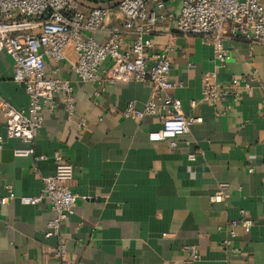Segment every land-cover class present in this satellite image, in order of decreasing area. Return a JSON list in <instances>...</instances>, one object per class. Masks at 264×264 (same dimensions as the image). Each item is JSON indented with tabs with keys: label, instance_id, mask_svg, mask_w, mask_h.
<instances>
[{
	"label": "crops",
	"instance_id": "0c3cea01",
	"mask_svg": "<svg viewBox=\"0 0 264 264\" xmlns=\"http://www.w3.org/2000/svg\"><path fill=\"white\" fill-rule=\"evenodd\" d=\"M77 1L85 13L107 7L105 26L122 23L119 0ZM168 28V22L158 25L152 36L154 50L169 49L170 79L176 85L163 95L179 99L185 116L202 118L175 149L148 142L147 134L161 126L157 119L135 122L123 116L129 102L144 107L156 93L152 84L132 79L109 83L104 67L97 82L83 83L70 68L76 60L71 46L67 60L46 61L48 77L65 79L73 88L71 117L56 97L29 145L4 138L0 111V197L6 195V184L16 196L39 195L41 179L55 172V153L73 167L70 190L77 198L73 214L61 225L67 262L184 264L186 249L194 247L199 256L194 264H264V46L224 37L219 47L227 58L221 63L212 44ZM92 36L106 39L104 33ZM208 73L221 83L252 77L253 94L235 106L201 102V77ZM0 96L15 109L27 106L26 92L12 81V62L4 54ZM191 101H198L194 109ZM29 146L33 155L15 156V150ZM42 155L48 159H36ZM221 183L228 185L223 201L211 203ZM52 217L45 199L35 206L18 200L0 205V264H56L50 251L57 241L44 237ZM243 219L252 223L247 234L240 226ZM230 232L238 253L221 246Z\"/></svg>",
	"mask_w": 264,
	"mask_h": 264
},
{
	"label": "built area",
	"instance_id": "2783aa9c",
	"mask_svg": "<svg viewBox=\"0 0 264 264\" xmlns=\"http://www.w3.org/2000/svg\"><path fill=\"white\" fill-rule=\"evenodd\" d=\"M117 10L122 23L108 27L105 22L110 11L104 6H95L85 13L77 0H0V54L11 60L12 81L21 85L27 95L24 109H15L0 96L4 138L31 145L42 127L44 110L54 109L56 97L64 101L69 117L73 115L71 84L65 79L48 77L46 71V61L58 64L67 60L66 50L71 46L76 60L70 62V68L83 83L97 82L98 72L104 67L109 73V83L132 79L152 84L156 93L144 107L137 109L129 102L123 116L135 122L144 117L157 119L161 126L147 134L148 142L165 143L169 149H175L177 141L192 125L201 123L202 118L185 116L179 99L163 95L176 85L170 79L168 47L154 50L152 36L158 25L168 22V29L174 33L212 44L221 63L227 58L219 47L224 37L264 46V0H119ZM95 33H104L105 41H96L92 36ZM253 81L252 77L242 76L221 83L215 73L205 74L201 77L200 101L211 106L230 101L235 106L242 97L253 94ZM197 104L198 101L190 102L192 109ZM83 125L78 123L79 127ZM14 153L17 157H28L33 155V149L29 146ZM193 157L188 156L190 160ZM51 158L56 163L55 172L41 179L39 195L16 196L12 186L6 184V195L0 197V205L18 200L22 205L35 206L43 199L48 200L53 217L46 225L44 237L57 241L50 256L56 264H75L64 259L66 244L61 234V225L73 214L77 198L70 190L73 167L57 153ZM227 188V184H219L209 201L221 203ZM240 226L247 234L252 223L243 219ZM234 236L230 232L221 246L238 253V249L231 247ZM186 250L188 258L184 264L199 260L194 247Z\"/></svg>",
	"mask_w": 264,
	"mask_h": 264
}]
</instances>
